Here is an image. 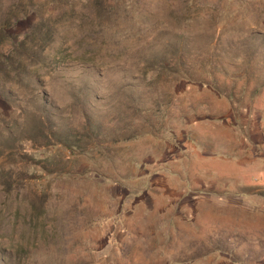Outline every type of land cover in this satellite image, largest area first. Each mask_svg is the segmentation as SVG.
Segmentation results:
<instances>
[{
  "label": "rangeland",
  "instance_id": "1",
  "mask_svg": "<svg viewBox=\"0 0 264 264\" xmlns=\"http://www.w3.org/2000/svg\"><path fill=\"white\" fill-rule=\"evenodd\" d=\"M0 264H264V0H0Z\"/></svg>",
  "mask_w": 264,
  "mask_h": 264
}]
</instances>
